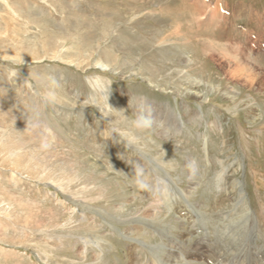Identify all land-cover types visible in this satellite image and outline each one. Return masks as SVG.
I'll list each match as a JSON object with an SVG mask.
<instances>
[{"label":"rangeland","instance_id":"1","mask_svg":"<svg viewBox=\"0 0 264 264\" xmlns=\"http://www.w3.org/2000/svg\"><path fill=\"white\" fill-rule=\"evenodd\" d=\"M263 76L264 0H0V264H165L200 239L216 264L213 220L264 233Z\"/></svg>","mask_w":264,"mask_h":264},{"label":"bare ground","instance_id":"2","mask_svg":"<svg viewBox=\"0 0 264 264\" xmlns=\"http://www.w3.org/2000/svg\"><path fill=\"white\" fill-rule=\"evenodd\" d=\"M216 13L220 14L218 11ZM236 61L239 62V60H236ZM102 67L104 66L102 65ZM243 68H246V63L244 61H242L240 64L236 66V68L233 70L234 72L233 74L236 73L240 75V72L238 71L239 70L241 71ZM229 97L234 98V95L231 94L229 95ZM188 193H190V191L187 192V194ZM241 195H242V192H241ZM239 203L241 204V202H238V204ZM242 204L244 206V203ZM244 209L245 207H243V210ZM235 210L233 212H235ZM201 214L202 212L196 211V217H199V216L202 217ZM242 214H244V217L238 216L237 217L238 220L234 221V218H233L234 213H230L226 216L227 221L219 220L215 222V220H213V222H210L209 228L203 229L206 232L210 230L211 233H214V234L217 233V236L223 239L225 250L228 251L226 252L227 258L225 260L221 262H218V260H216L214 261V263L216 264H244L245 262L244 258L248 257V259H250V263L252 262V264L253 263L256 264L255 261L259 257L260 249L254 248L253 246L256 244L255 242L256 239L263 237L264 233H263V230H261V232L259 231L260 229L258 230V225H256L253 219H249V216H247V223L243 222L242 219H246V215H245V212ZM185 231L186 233L185 234L183 233L184 238H185L184 240L183 238L181 239L176 238L177 240L179 239L182 243L183 242L187 243L186 240L189 239V235H192L191 231L189 230H185ZM173 240L174 239L172 238L171 241L173 242ZM138 242L140 244L143 243L142 241H139V240ZM203 242H205L203 241V239L202 240L200 239L198 241V243H200V247L198 246L199 248L205 245L203 244ZM176 245L168 247V253L166 254L167 259L166 260L164 259L165 264H169L170 262L174 261L175 258H177V256L179 255H180L179 258L184 259L185 262L177 263L176 261H174L175 262L174 264H199V260H198L199 255L203 253L202 251L199 250V248L196 251H192V253H189L191 255V257H189L187 253H185V249H182V247L176 246ZM155 259L157 262H159L160 260V258H155ZM200 262L202 263L203 261H200ZM154 264H157V263H154Z\"/></svg>","mask_w":264,"mask_h":264}]
</instances>
